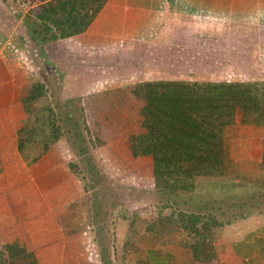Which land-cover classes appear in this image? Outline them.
Listing matches in <instances>:
<instances>
[{
	"label": "crops",
	"instance_id": "0c3cea01",
	"mask_svg": "<svg viewBox=\"0 0 264 264\" xmlns=\"http://www.w3.org/2000/svg\"><path fill=\"white\" fill-rule=\"evenodd\" d=\"M47 1L0 6V264H89L90 238L76 234L75 217L69 230L57 209L34 210L44 201L36 187L51 165L48 154L56 160L62 129L82 140L81 160L91 161L89 142L100 169L153 180L146 80L264 76L260 32L247 25L264 0H52L50 20L39 22L54 38L37 44L25 16L35 18ZM50 88L62 93L65 115ZM63 118L75 124L71 130ZM259 120H232L222 170L190 176L189 187L179 189L219 211L109 212L102 217L108 240L94 235L100 264H264ZM31 171L38 180L26 178ZM236 201L247 209L238 212ZM219 216L227 221L215 227L210 222Z\"/></svg>",
	"mask_w": 264,
	"mask_h": 264
},
{
	"label": "trees",
	"instance_id": "16d2710c",
	"mask_svg": "<svg viewBox=\"0 0 264 264\" xmlns=\"http://www.w3.org/2000/svg\"><path fill=\"white\" fill-rule=\"evenodd\" d=\"M51 1L40 4L42 8L35 18L30 14L25 16L30 36L37 44L54 38L50 32L40 30L39 22L50 20ZM68 2L64 1V6ZM261 7L259 20L264 22V6ZM260 40V50L264 53V25L260 27ZM144 88L152 183L162 207L189 203L181 199L187 193L179 189L189 187L190 176L222 170L223 138L227 137L225 128L232 120L251 117L253 123L259 124V119H264V76L238 74L221 80L150 79L144 82ZM96 232L100 243L106 241L102 221H98Z\"/></svg>",
	"mask_w": 264,
	"mask_h": 264
},
{
	"label": "rangeland",
	"instance_id": "374dc122",
	"mask_svg": "<svg viewBox=\"0 0 264 264\" xmlns=\"http://www.w3.org/2000/svg\"><path fill=\"white\" fill-rule=\"evenodd\" d=\"M18 1L14 0L13 2V0H3L4 4H2L1 1L0 6H33L35 3V0ZM258 2L260 3H258L257 8H251L252 18L249 19V24H247L251 25L250 27H252L250 33H252L253 27L255 26L258 27L255 29H258L260 32V27L264 25V22H260L259 20L260 11L262 8L261 6H264V4L261 1ZM238 23V25L243 24L241 22ZM251 44H253V39H251L250 45ZM197 62L200 63L199 60H196V63ZM193 72L189 73L193 74ZM201 75L202 74H199L198 76L191 75L188 77H191V79L204 78L201 77ZM50 91L49 93H52L53 97L58 96V109L62 115H65L66 107L62 108L61 106L63 103L62 93L60 91L52 90L51 88ZM251 119L254 120V118ZM61 124H69L68 127L70 130L73 128V125H75L72 124L71 121L67 123L65 118H63ZM225 129L228 134L229 125ZM69 132L70 131L62 129V132L60 133L59 138L54 145V148L56 147V149L53 151H57V156L54 154V159L56 160L53 161V155L48 154L49 156L47 159H49L48 161L51 163V165H47L48 170L43 171V174H41L42 180L41 182L37 183L36 187L42 192V194H44V201L41 203H35L37 205H35L34 210L37 209V211L41 210L43 213H50L52 211L54 212L56 209L58 210L59 207V211H55L62 213L58 218L59 222L64 225V222L68 221L66 225V227L68 226V229L73 225V218L75 217L77 225H75L76 228L74 231L77 232L76 234L82 233L87 239L90 238L89 242H87L90 243L89 249L87 246V249L89 250L88 253H90L89 264H100L99 251L97 249L98 240L96 241L95 238V236H97L96 225L98 221H102V217L105 214H107L108 217L109 212L113 213L114 210H117L120 213L136 212L137 214L141 212L148 214H151L150 212H155L153 215L157 216L158 213L168 214L171 212L179 215L180 211L186 213L195 211L196 209H202L204 212L207 210H214L217 212L219 209H221L215 208L218 206L215 202H211V204L206 203V199H202V202H196L194 196L195 193L193 194V191H188L186 196H182L183 198H181L188 200L190 206H160L159 203L161 199L156 193L152 180H147L145 178L140 180L134 179L128 174L121 176L118 172L100 169L97 155H93L91 153L93 149L91 147V143L89 142L88 144L86 143L88 145L86 149L88 153L90 152L88 156L91 154V161L81 160L79 158L80 152H78V150L80 151V145L77 148V144L78 141L80 144L82 140L75 136L72 137V134ZM34 173H37L38 175L35 176ZM38 176V172L31 171L27 172L26 178L29 180H38ZM56 177L58 178L57 180L59 183H55ZM133 181L135 183H133ZM45 199H48L49 201L46 202ZM234 203L235 204H232V206L235 207V209L240 213L243 212V209H247L246 206L245 208H241L239 207L240 205H237L241 202L236 201ZM226 204H230V202H226ZM50 205L51 207H48ZM212 207L214 209H212ZM26 209L30 210L31 204H27ZM115 221H120V219L117 218L113 222ZM122 221L124 225V223H126L128 220L123 219ZM225 221H227L225 216L222 219L219 216L210 223L213 225L216 224L215 227H222L224 226ZM123 231L128 232L127 229ZM119 236L121 235L119 234ZM120 243H122L121 240Z\"/></svg>",
	"mask_w": 264,
	"mask_h": 264
}]
</instances>
